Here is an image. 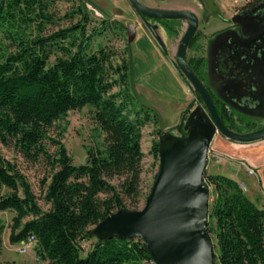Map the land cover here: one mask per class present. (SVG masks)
<instances>
[{"label":"trees","instance_id":"1","mask_svg":"<svg viewBox=\"0 0 264 264\" xmlns=\"http://www.w3.org/2000/svg\"><path fill=\"white\" fill-rule=\"evenodd\" d=\"M58 2L71 3L75 8L66 18L79 20L44 36ZM86 4L0 0V143L13 146L27 163L44 161L50 170L42 186L49 207L44 211L17 164L0 157V212L15 214L11 244L34 237L36 254L47 264H151L142 240L100 241L92 234L91 228L127 209L126 200L137 210L142 130L160 119L133 91L130 58L117 64L113 49L95 47L106 33L122 37L124 27L105 16L92 26ZM160 23L171 33L180 22ZM87 106L95 110L101 143L86 164L75 166L62 122ZM219 113L226 124L227 113ZM176 129L185 134L184 125ZM152 155L159 161V142ZM115 179L122 180L119 186L111 183ZM205 180L214 190L208 233L215 264H264V209L228 177L206 173ZM88 241L92 248L84 253L81 245Z\"/></svg>","mask_w":264,"mask_h":264},{"label":"rangeland","instance_id":"2","mask_svg":"<svg viewBox=\"0 0 264 264\" xmlns=\"http://www.w3.org/2000/svg\"><path fill=\"white\" fill-rule=\"evenodd\" d=\"M140 1L147 7L164 10L179 9L180 5L186 9L193 6L194 11L192 12L197 15L200 24L198 33L211 37L215 28L221 27V24L215 21L216 17L221 15L232 16L247 0H203V3L206 2V8L199 0H196L198 6L192 2L193 0ZM85 7L87 9L86 12L93 20L92 26L102 22L105 16L108 20L119 22L124 27L125 34L122 37L106 33V35L96 40L95 47L101 44L113 49L117 54L115 62L117 64H120L122 59L128 60L130 58L131 73L129 77L133 85V91L137 96H141L140 100L142 103L151 108L160 119L157 126L149 124L142 130V152L144 157L141 163V199L136 207L137 210H140L144 207L151 192L159 167V161H156L152 155L153 145L160 142V139L165 134L180 135V130L176 129L180 125H184V132L187 134L186 122L196 105V96L193 88L183 78L176 66V51L186 25L180 22L174 27V31L169 33L165 30L162 23L148 20L151 25L157 26V34L161 40L159 45L148 31L145 22L127 0H87ZM74 8L71 3H56L50 10V14L53 16V23L45 26L43 35L48 36L58 30L66 29L72 24H76L79 20L78 18L75 20L66 18V15H69ZM208 24L211 27L207 28ZM130 25L136 28L138 36L136 39L140 38V44L136 45L135 41L132 44L128 43L126 29ZM147 38L152 40L154 48L150 46ZM199 41L204 42L203 36ZM1 44L3 43L1 42ZM127 50H129L128 53ZM194 55V51L191 49L187 58L190 59ZM53 61L54 58H52L51 62ZM171 72L176 75L180 84L186 88L189 94L185 110L174 121L170 118L171 114L173 111H179V107L185 99ZM114 92H118V89H115ZM94 117L95 110L87 106L82 110L69 112L66 119L62 122V127L65 129L63 143L75 166L86 164L91 159L89 152L94 151L101 143V136L96 128ZM168 118H170L169 121H167ZM234 130L239 133L246 132L245 128L241 127H237ZM160 133H162L161 137L159 136ZM217 138L224 137L217 135ZM245 146H259V149L264 151V140ZM0 157L17 164L30 183L41 208L44 211L48 210L49 207L44 203V189L42 187L50 171L47 164L44 161L36 164L27 163L13 146H4L1 143ZM211 160L213 161L214 158H211ZM208 172L206 171L207 174ZM121 181L115 179L111 183L119 186ZM263 190L264 188L262 189L260 185V191ZM261 194L264 198V191ZM213 198L214 190L211 188L210 202L213 201ZM126 205L129 210L135 209L127 200ZM261 209H264V206ZM14 217L15 214L13 212H0V264H47L39 259L36 251L21 254L19 253L20 244H11L10 235ZM94 228H91V230L93 231ZM81 246L84 253H87L92 248V242H84Z\"/></svg>","mask_w":264,"mask_h":264},{"label":"water","instance_id":"3","mask_svg":"<svg viewBox=\"0 0 264 264\" xmlns=\"http://www.w3.org/2000/svg\"><path fill=\"white\" fill-rule=\"evenodd\" d=\"M127 1L159 44L157 26L147 20L186 23L176 51V66L204 109L191 113L187 134H165L160 139L159 167L144 207L124 209L107 217L92 234L100 241L142 240L155 264H215L214 243L208 233L211 188L205 180L213 140L220 134L236 144H253L264 140V128L239 134L223 123L206 87L187 62L189 46L199 30L194 12L154 9L140 0ZM126 30L132 44L136 28L130 25Z\"/></svg>","mask_w":264,"mask_h":264},{"label":"flooded vegetation","instance_id":"4","mask_svg":"<svg viewBox=\"0 0 264 264\" xmlns=\"http://www.w3.org/2000/svg\"><path fill=\"white\" fill-rule=\"evenodd\" d=\"M202 4L205 6L206 2ZM215 21L221 27H214L211 37L197 32L188 49H193L195 55L187 62L190 66V61H194L193 72L203 82L218 113H227L225 126L234 132L237 127L245 128V133L236 132L239 134L263 129L264 0H247L232 16L221 15ZM202 36L204 42L199 41ZM198 108L204 109V104L196 96L192 112Z\"/></svg>","mask_w":264,"mask_h":264},{"label":"crops","instance_id":"5","mask_svg":"<svg viewBox=\"0 0 264 264\" xmlns=\"http://www.w3.org/2000/svg\"><path fill=\"white\" fill-rule=\"evenodd\" d=\"M195 5L198 6L196 0L192 1ZM194 5V6H195ZM181 7L179 9H171V10H189L194 11L193 6ZM173 8V7H172ZM175 8V7H174ZM138 37V36H137ZM150 46H153V42L150 38H147ZM136 45L141 43L140 38L135 40ZM154 48V46H153ZM171 75L174 77L177 86L181 90V93L184 97L183 104L179 107V111H173L171 114L172 120H176L178 116H181V113L185 110L187 106V96H189L188 91L185 87H183L178 78L174 73L171 72ZM141 98V96H139ZM168 103H170L168 101ZM171 104V103H170ZM167 121H169V119ZM168 124V123H166ZM172 124V123H171ZM212 154L211 156L221 157V162H216L215 160L209 161V165L207 171L209 175H223L228 177L236 182L239 185L245 187L243 190L246 195L252 200L258 207L262 208L264 206V198L262 196V192L260 191V185L262 189L264 188V151L259 149V146H245L241 144H235L228 140H224V138H217L215 136L212 146H211ZM248 169L255 170V174L249 175ZM261 194V196H260Z\"/></svg>","mask_w":264,"mask_h":264},{"label":"built area","instance_id":"6","mask_svg":"<svg viewBox=\"0 0 264 264\" xmlns=\"http://www.w3.org/2000/svg\"><path fill=\"white\" fill-rule=\"evenodd\" d=\"M212 154V151H210V154H209V161H211V158H214V160L216 162H221L222 161V158L221 157H216V156H211ZM248 173L249 175H253L255 174L254 170L253 169H248ZM241 189L242 190H245V187L240 185ZM35 247H36V240L34 237H30L28 240H26L25 242H23L22 244H20V248H19V253L21 254H27L28 252L30 251H35ZM151 264H155L152 260V263Z\"/></svg>","mask_w":264,"mask_h":264}]
</instances>
